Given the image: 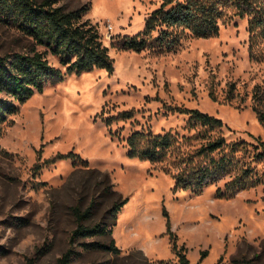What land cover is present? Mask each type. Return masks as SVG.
<instances>
[{"label": "rangeland", "instance_id": "obj_1", "mask_svg": "<svg viewBox=\"0 0 264 264\" xmlns=\"http://www.w3.org/2000/svg\"><path fill=\"white\" fill-rule=\"evenodd\" d=\"M162 1L57 0L68 9L87 5L84 18L108 46L112 69L68 73L0 119V264H54L76 225L71 208L95 198L86 222H109L105 212L119 194L127 200L110 229L120 253L80 245L107 236L78 239L71 264H145L139 251L152 264H175L174 242L191 264H264V159H253L250 145L239 166L197 193L176 186L166 162L130 153L135 132H171L181 143L196 133L187 114L169 109L175 106L220 120L227 142L253 136L264 143L252 102L254 87L264 85V40L252 44L246 17L220 21L207 37L185 32L170 49L119 47L120 37L143 31ZM32 48L44 51L0 14V56ZM67 155L107 172L114 193H101L100 176ZM243 166L255 167L260 182L218 196Z\"/></svg>", "mask_w": 264, "mask_h": 264}, {"label": "trees", "instance_id": "obj_2", "mask_svg": "<svg viewBox=\"0 0 264 264\" xmlns=\"http://www.w3.org/2000/svg\"><path fill=\"white\" fill-rule=\"evenodd\" d=\"M57 0H0V14L8 18L13 26L44 51L30 49L24 53L0 56V119L5 114L16 112V103H23L35 92H41L47 83L63 79L68 73L89 71L94 67L112 69L109 48L97 31L96 25L85 19L87 5L65 8ZM232 16L247 18L252 44L264 40V0H163L146 20L142 32L120 37L122 49L141 50L145 47L157 50L170 49L188 32L193 36L207 37L215 34L219 22ZM57 57L63 69L49 64L46 53ZM264 85H256L252 92L253 109L258 120L264 124ZM188 115L187 125L196 133L178 142L177 134L171 132L132 133L129 136L130 153L151 162H166L174 169L176 186L195 193L208 184L221 180L241 162L239 152L245 153L248 145L253 148V159H264V143L258 137L253 142L243 140L227 142L222 135V122L196 109L169 107ZM205 138V139H204ZM191 139H200L194 148L185 147ZM187 142V143H186ZM247 145V146H246ZM181 146L183 148L181 149ZM73 164L81 163L91 173L100 176L97 186L101 193H114L107 172L89 166L88 161L78 155H67ZM49 161H47L48 163ZM248 166L249 162L247 161ZM40 168V167H39ZM255 167L243 166L238 173L224 184L218 196H232L237 191L260 182ZM127 198L120 194L105 212L110 221L86 222L92 215L95 198L81 208L73 206L76 225L69 236V247L56 259L54 264H71L73 245L78 239L96 236L109 237L106 243L81 241L84 248L97 247L114 254L120 249L115 245L110 226L115 224ZM183 246L173 243L171 250L177 258L175 264H191ZM145 264H152L139 251ZM206 252L200 253V259ZM197 264V263H195Z\"/></svg>", "mask_w": 264, "mask_h": 264}]
</instances>
